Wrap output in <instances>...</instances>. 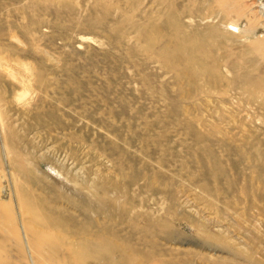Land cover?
<instances>
[{
  "label": "rangeland",
  "instance_id": "obj_1",
  "mask_svg": "<svg viewBox=\"0 0 264 264\" xmlns=\"http://www.w3.org/2000/svg\"><path fill=\"white\" fill-rule=\"evenodd\" d=\"M0 264H264V0H0Z\"/></svg>",
  "mask_w": 264,
  "mask_h": 264
}]
</instances>
